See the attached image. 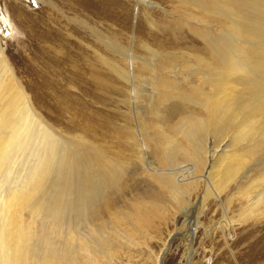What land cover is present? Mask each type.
Instances as JSON below:
<instances>
[{"label":"rangeland","instance_id":"374dc122","mask_svg":"<svg viewBox=\"0 0 264 264\" xmlns=\"http://www.w3.org/2000/svg\"><path fill=\"white\" fill-rule=\"evenodd\" d=\"M186 1L0 0V48L42 120L63 138L86 142L108 158L127 161L131 168L140 166L136 178L146 179L151 188L148 211L128 219L121 211L142 191L134 188L133 181L127 182L125 175L114 192L105 193L96 205L102 227L99 236L104 242L76 253L73 264H264V213L258 214V208L254 215L245 211L247 202L240 195L252 179L254 185L261 184L262 171L255 169L249 178L236 185L229 183L230 190L223 191L219 199L207 196L202 213L198 215L196 209L193 217H185L184 211L177 215L176 202L166 196V186L158 183L160 173L155 175L145 165L166 171L155 154L160 146L159 124L165 123L167 115L171 124L176 111L175 119L181 118L182 106L174 94L186 85L184 76L167 77L158 70L170 61L168 57L203 53V42L190 32V28L198 29L196 19L203 12L187 6ZM77 54L82 61L69 63ZM63 56L67 59L53 64ZM150 84L168 89L160 88L154 94ZM178 138L177 142L184 140ZM184 185L195 206L205 184L199 180ZM108 207L112 208L110 216L104 213ZM22 220L26 223L29 215L23 212ZM197 221L198 226H189ZM231 221L238 222L233 225ZM50 240L53 244L60 241L53 235ZM165 243L167 250L157 263Z\"/></svg>","mask_w":264,"mask_h":264},{"label":"bare ground","instance_id":"6f19581e","mask_svg":"<svg viewBox=\"0 0 264 264\" xmlns=\"http://www.w3.org/2000/svg\"><path fill=\"white\" fill-rule=\"evenodd\" d=\"M186 2L203 12L202 17H193L198 29L190 28L203 42V53L168 57L170 61L158 70L167 77L184 76L186 85L174 94L182 106H179L181 118L177 119L176 111V123H172L175 115L171 124L167 115L165 123L159 124L160 146L155 154L160 159L158 165H164L166 171L163 167L153 169L145 162L146 168L160 173L158 183L166 186V196L176 202L177 215L184 211L185 217H193L196 209L198 215L202 213L207 196L219 199L223 191L230 190L229 183L236 185L242 178H249V172L260 170L261 184L256 186L250 179L240 195L247 202L245 211L250 214L253 211L254 215L258 208L261 215L264 213V0ZM64 59L67 57L56 59L53 64ZM75 59L76 63L82 61L77 54L68 62L72 64ZM150 85L154 94L160 88L168 89L167 85L165 88L162 84ZM133 86H137L135 82ZM178 136L184 140L177 142ZM82 142L59 136L42 120L0 48V264H73L77 263L76 253L84 248L102 246L101 222H97L100 210L96 205L105 193L114 192L125 175L126 181H133L134 188L146 197L136 196L138 199L134 198L121 211L122 217L136 218L148 211L147 191L151 188L147 187L146 179L136 178L140 166L131 168L127 161L108 158ZM142 155L145 158L144 148ZM241 168H245L244 172L238 175ZM199 171L202 173L197 177ZM199 180L205 184L204 193L192 206L183 183ZM231 199L227 200L223 214ZM109 207L104 213L110 216ZM23 212L30 217L26 223L22 220ZM192 225L198 226L199 222L189 223ZM184 226L189 233L188 224ZM51 235L60 241L53 244ZM167 247L165 243L157 263Z\"/></svg>","mask_w":264,"mask_h":264}]
</instances>
